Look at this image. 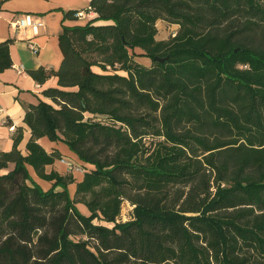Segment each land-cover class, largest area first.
<instances>
[{
  "label": "trees",
  "instance_id": "trees-1",
  "mask_svg": "<svg viewBox=\"0 0 264 264\" xmlns=\"http://www.w3.org/2000/svg\"><path fill=\"white\" fill-rule=\"evenodd\" d=\"M87 12L59 37V70L30 72L58 87L26 108L27 155L21 130L0 153V171L15 164L0 176V264H264V0H91ZM160 21L176 36L158 40ZM43 138L92 167L73 197V173L47 172L64 158ZM124 202L135 217L117 224Z\"/></svg>",
  "mask_w": 264,
  "mask_h": 264
},
{
  "label": "crops",
  "instance_id": "crops-1",
  "mask_svg": "<svg viewBox=\"0 0 264 264\" xmlns=\"http://www.w3.org/2000/svg\"><path fill=\"white\" fill-rule=\"evenodd\" d=\"M90 2L91 0H0V44L7 40L12 41L10 45L11 66L0 73V106L6 110V115L0 117V153L12 151L14 136L18 130H21L23 139L19 149L23 155H27V143L31 138V131L24 123L26 108L37 105L41 101L51 103L43 92L58 87L57 77L53 76L45 84H39L30 72L40 68L59 70L63 61L59 37L64 28L85 26L90 20L96 18V14L92 12H89L88 16L83 19H66V15L71 11H87ZM25 15L37 16L45 21V28L34 38L39 47L37 54H34L28 46V40L34 37V33L31 30L14 31L10 26L11 21ZM160 34L164 36L158 27L157 39ZM136 54L142 55L143 51L137 49ZM136 61L146 65L150 59L137 57ZM11 126L15 127L14 130H11ZM39 142L48 153L57 150L65 161L71 162L74 166L92 168L80 161L77 155L71 153L63 143L51 142L47 138ZM14 168L15 164H9L8 169L0 171V176L13 171ZM52 170L60 174L70 172L61 160L47 167V172ZM28 171L33 180L44 190L51 188L50 183L38 178L32 167L28 166ZM70 173H73L76 179V184L69 186V188L73 186L72 192L75 194L77 183L83 180L84 175H78L80 177L77 180L76 176L80 173L76 171ZM70 194L72 196L71 191Z\"/></svg>",
  "mask_w": 264,
  "mask_h": 264
},
{
  "label": "built area",
  "instance_id": "built-area-1",
  "mask_svg": "<svg viewBox=\"0 0 264 264\" xmlns=\"http://www.w3.org/2000/svg\"><path fill=\"white\" fill-rule=\"evenodd\" d=\"M87 11H79L75 13L74 17L76 19H83L88 16ZM10 26L12 30L14 31H25V30H31L34 33V37L28 40V46L30 50L37 54L39 52V47L35 42V37L39 35L40 31H42L45 28V21L37 16L32 15H25L21 18H17L13 21H11ZM177 34V26L172 25L170 28V35L172 37H175ZM6 115V110L0 106V117ZM11 130H14V126L10 127ZM62 163H65L67 165V168L70 172H82V170L79 167L74 166L71 162H67L65 160H61ZM129 203V202H127ZM130 204V203H129ZM131 205V204H130ZM133 206V205H131ZM134 207V206H133ZM110 225V224H109ZM113 226V224L111 225Z\"/></svg>",
  "mask_w": 264,
  "mask_h": 264
},
{
  "label": "rangeland",
  "instance_id": "rangeland-1",
  "mask_svg": "<svg viewBox=\"0 0 264 264\" xmlns=\"http://www.w3.org/2000/svg\"><path fill=\"white\" fill-rule=\"evenodd\" d=\"M158 27L159 29L163 32L164 36L162 37L161 34L158 36V39L159 40H167L169 37H170V25L167 24L166 22H161V23H158ZM152 65V62L149 61L145 66L147 67H151ZM103 121H107V120H104L102 119ZM68 147V146H67ZM71 153H73L71 150H69ZM76 166V165H75ZM77 167V166H76ZM79 167V166H78ZM82 172H79L80 174H77V180L79 179L80 176L84 175L85 172H86V169L87 168H84V167H79ZM80 175V176H78ZM71 193H72V197L74 196L73 194V186L71 188H69ZM77 208L78 210L82 213V214H88L90 215L89 211L87 210L86 206L84 204H78L77 205ZM135 207L131 206L129 203L127 202H124L123 205H122V208H121V211H120V214L117 218V224H123V223H126V222H129V221H132L135 217ZM95 223H102V224H107V223H104V222H99V221H95ZM112 224H110L111 226Z\"/></svg>",
  "mask_w": 264,
  "mask_h": 264
},
{
  "label": "water",
  "instance_id": "water-1",
  "mask_svg": "<svg viewBox=\"0 0 264 264\" xmlns=\"http://www.w3.org/2000/svg\"><path fill=\"white\" fill-rule=\"evenodd\" d=\"M156 60H157V61H161V62H164V60H163V59H158V58H157Z\"/></svg>",
  "mask_w": 264,
  "mask_h": 264
}]
</instances>
